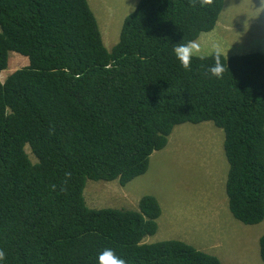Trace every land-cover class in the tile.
<instances>
[{"label":"trees","instance_id":"16d2710c","mask_svg":"<svg viewBox=\"0 0 264 264\" xmlns=\"http://www.w3.org/2000/svg\"><path fill=\"white\" fill-rule=\"evenodd\" d=\"M225 0H138L106 49L87 0H0V264H222L178 240L145 243L158 201L92 209L90 181L124 187L174 127L222 130L231 215L264 218V54L181 53ZM264 263V236L258 241Z\"/></svg>","mask_w":264,"mask_h":264},{"label":"rangeland","instance_id":"374dc122","mask_svg":"<svg viewBox=\"0 0 264 264\" xmlns=\"http://www.w3.org/2000/svg\"><path fill=\"white\" fill-rule=\"evenodd\" d=\"M98 22L103 42L111 49L121 24L138 0H87ZM264 54V0H225L216 26L181 53L208 56ZM28 65V59L8 53L0 81ZM224 135L211 122L185 123L173 128L167 145L150 156L147 171L124 187L117 181L87 180L85 203L92 209H137L144 196L160 206L157 230L145 243L178 240L216 256L222 264H264L259 239L264 218L247 226L231 215L225 193L228 163Z\"/></svg>","mask_w":264,"mask_h":264}]
</instances>
